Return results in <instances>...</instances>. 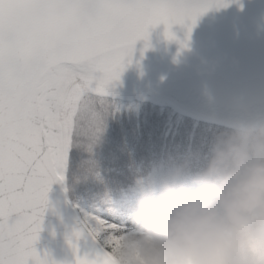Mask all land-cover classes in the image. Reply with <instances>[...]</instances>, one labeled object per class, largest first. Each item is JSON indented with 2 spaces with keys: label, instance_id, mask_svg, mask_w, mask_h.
I'll use <instances>...</instances> for the list:
<instances>
[{
  "label": "snow or ice",
  "instance_id": "1",
  "mask_svg": "<svg viewBox=\"0 0 264 264\" xmlns=\"http://www.w3.org/2000/svg\"><path fill=\"white\" fill-rule=\"evenodd\" d=\"M229 2L0 0V264H57L35 247L48 193L64 182L73 143L101 131L109 89L131 63L136 42L160 24L167 40H177L171 28L181 24L186 38L177 42L187 48L198 18ZM84 226L103 244L93 258L77 255L75 264H110L128 225L85 212ZM81 235L74 232L77 240Z\"/></svg>",
  "mask_w": 264,
  "mask_h": 264
},
{
  "label": "water",
  "instance_id": "2",
  "mask_svg": "<svg viewBox=\"0 0 264 264\" xmlns=\"http://www.w3.org/2000/svg\"><path fill=\"white\" fill-rule=\"evenodd\" d=\"M164 30L163 24L150 28L148 40L136 42L131 63L126 61L112 90L121 88L126 96L156 101L189 118L227 128L264 119V0H232L227 7L210 9L198 18L187 48L177 42L185 41L184 25L171 28L177 40H167ZM71 152L72 146L64 182L51 185L35 245L57 264H75L77 255L93 258L103 244L102 239H92L82 208L70 195ZM76 231L82 232L78 240ZM110 264L124 263L114 253Z\"/></svg>",
  "mask_w": 264,
  "mask_h": 264
},
{
  "label": "clouds",
  "instance_id": "3",
  "mask_svg": "<svg viewBox=\"0 0 264 264\" xmlns=\"http://www.w3.org/2000/svg\"><path fill=\"white\" fill-rule=\"evenodd\" d=\"M136 211L156 217L147 264H256L240 245L264 240V119L215 134L202 166L176 164Z\"/></svg>",
  "mask_w": 264,
  "mask_h": 264
},
{
  "label": "trees",
  "instance_id": "4",
  "mask_svg": "<svg viewBox=\"0 0 264 264\" xmlns=\"http://www.w3.org/2000/svg\"><path fill=\"white\" fill-rule=\"evenodd\" d=\"M106 99L108 111L96 138L73 143L69 189L84 212L114 215L122 223L138 216L137 200L143 190L133 188L137 181L163 162L172 166L187 161L195 171L204 163L213 136L228 131L164 105L116 96ZM145 216L156 218L151 212ZM136 264L147 262L142 258Z\"/></svg>",
  "mask_w": 264,
  "mask_h": 264
},
{
  "label": "rangeland",
  "instance_id": "5",
  "mask_svg": "<svg viewBox=\"0 0 264 264\" xmlns=\"http://www.w3.org/2000/svg\"><path fill=\"white\" fill-rule=\"evenodd\" d=\"M108 97H117L122 100H136V102L149 101L152 103H158L156 101L146 100L144 98L137 99L135 97L126 96L119 91H109ZM160 104V103H158ZM163 105V104H161ZM139 114V109L136 110ZM179 114V113H178ZM181 115V114H180ZM184 116V115H182ZM228 130L231 128L224 127ZM73 151V145H72ZM72 156V152H71ZM71 161V157H70ZM164 163V162H163ZM161 164L159 167L153 170L148 177H145L135 184L136 189L145 190L148 187L158 188L160 183L168 176L171 169L175 166H168L166 164ZM70 168V166H69ZM69 183V181H68ZM70 190V189H69ZM83 211V210H82ZM83 213H85L83 211ZM109 223H118L121 225H128L127 229L121 230L119 235L116 237V247L113 249V252L123 261L124 264H136L138 259H144L145 250L149 249L152 246V239L149 235L156 218H151L148 216H134L126 223H122L114 215H99L96 214ZM240 250L252 255L256 264H264V240L257 239H248L243 241L240 245ZM131 257V259H128Z\"/></svg>",
  "mask_w": 264,
  "mask_h": 264
},
{
  "label": "bare ground",
  "instance_id": "6",
  "mask_svg": "<svg viewBox=\"0 0 264 264\" xmlns=\"http://www.w3.org/2000/svg\"><path fill=\"white\" fill-rule=\"evenodd\" d=\"M109 91H119V92H124L125 90L121 89V88H117V89H113L110 88Z\"/></svg>",
  "mask_w": 264,
  "mask_h": 264
}]
</instances>
